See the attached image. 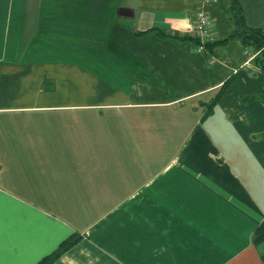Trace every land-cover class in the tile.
<instances>
[{
	"label": "crops",
	"instance_id": "0c3cea01",
	"mask_svg": "<svg viewBox=\"0 0 264 264\" xmlns=\"http://www.w3.org/2000/svg\"><path fill=\"white\" fill-rule=\"evenodd\" d=\"M201 2L0 0V264H264V73Z\"/></svg>",
	"mask_w": 264,
	"mask_h": 264
},
{
	"label": "trees",
	"instance_id": "16d2710c",
	"mask_svg": "<svg viewBox=\"0 0 264 264\" xmlns=\"http://www.w3.org/2000/svg\"><path fill=\"white\" fill-rule=\"evenodd\" d=\"M229 19L233 24V29L230 34L222 39V40H203L200 41L197 36L194 34L191 35H181L179 36L182 39H188L196 46L197 44H201L203 46V53H205L208 58H211V48L215 44H222L225 43L227 40L232 38H237L241 41L244 45L246 50H250L253 53L251 58L252 63L258 68V70L264 73V25L263 26H247L243 19V14L241 7L238 3V0H230L229 8L227 9ZM157 31V30H155ZM160 34V32H158ZM138 34V33H136ZM227 81L224 82L220 88L218 89L217 93L213 97V99L209 102L207 109L210 110L212 104L216 101L220 92L225 88ZM252 244L258 245L260 243H264V218L255 226L252 231ZM71 241H64L60 246V249L56 250L50 256L42 259L37 264H49L50 260L67 244ZM261 259L264 262V253L261 254Z\"/></svg>",
	"mask_w": 264,
	"mask_h": 264
},
{
	"label": "built area",
	"instance_id": "2783aa9c",
	"mask_svg": "<svg viewBox=\"0 0 264 264\" xmlns=\"http://www.w3.org/2000/svg\"><path fill=\"white\" fill-rule=\"evenodd\" d=\"M210 0H202L201 5L198 6L195 11L193 12L192 19H191V28L192 32L195 36L199 38L200 41L203 40H214L210 32V17L205 12L203 6L208 3ZM196 51L203 53V46L201 44H197L195 46ZM246 53H253L250 50H246Z\"/></svg>",
	"mask_w": 264,
	"mask_h": 264
}]
</instances>
